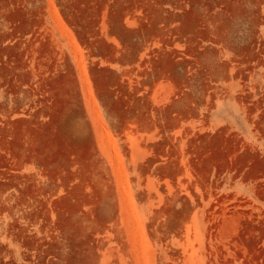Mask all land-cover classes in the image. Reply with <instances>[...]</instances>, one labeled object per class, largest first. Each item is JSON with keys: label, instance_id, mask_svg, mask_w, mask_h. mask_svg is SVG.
<instances>
[{"label": "rangeland", "instance_id": "obj_1", "mask_svg": "<svg viewBox=\"0 0 264 264\" xmlns=\"http://www.w3.org/2000/svg\"><path fill=\"white\" fill-rule=\"evenodd\" d=\"M0 264H264V0H0Z\"/></svg>", "mask_w": 264, "mask_h": 264}]
</instances>
